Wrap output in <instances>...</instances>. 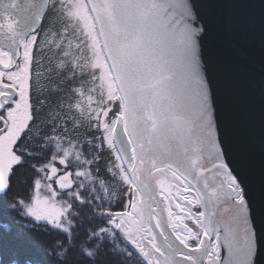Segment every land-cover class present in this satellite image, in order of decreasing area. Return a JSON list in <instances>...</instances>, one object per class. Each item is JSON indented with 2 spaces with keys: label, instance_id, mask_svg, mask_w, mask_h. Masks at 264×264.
<instances>
[{
  "label": "snow or ice",
  "instance_id": "obj_1",
  "mask_svg": "<svg viewBox=\"0 0 264 264\" xmlns=\"http://www.w3.org/2000/svg\"><path fill=\"white\" fill-rule=\"evenodd\" d=\"M76 2L90 60L61 61L56 79L36 52L49 29L66 37L52 23L63 0H0V205L12 224L56 233L61 264H264V176L258 192L246 179L264 0H243L226 32L205 0ZM260 140L264 161V111ZM11 236L4 223L0 264H21Z\"/></svg>",
  "mask_w": 264,
  "mask_h": 264
},
{
  "label": "trees",
  "instance_id": "obj_2",
  "mask_svg": "<svg viewBox=\"0 0 264 264\" xmlns=\"http://www.w3.org/2000/svg\"><path fill=\"white\" fill-rule=\"evenodd\" d=\"M78 7L76 0H63V7L58 8V12L62 15H56L52 18V23L57 29L66 27L67 34L62 39L49 29L45 42L46 50L36 52L37 57H40L43 61L40 70L45 76L48 75L46 69L51 68L53 69L52 75L56 79H60L55 70L60 66L61 61L68 64L70 61L78 59L81 63L87 64L90 60L87 44L88 36L83 30L81 17L77 14ZM48 27L49 23L46 22L45 28ZM65 51L70 52L71 55L68 57L63 56L62 53ZM65 70L67 71V69ZM22 171L27 172L29 170L23 169ZM20 194L24 195L25 193L21 192ZM13 219H18L15 213L0 205V231L3 230L4 223L10 224L12 236L9 238V242L20 251L21 264L26 259H31L33 264H61L59 259L56 258L62 251L55 244L56 233L45 230L43 227H38L35 231L18 228L12 224ZM46 249L52 250L53 256L48 255ZM73 255L76 256L77 254L74 253ZM67 264H87V262L80 258L79 261L71 259ZM105 264H108V262L106 261ZM130 264H139V261L133 258Z\"/></svg>",
  "mask_w": 264,
  "mask_h": 264
},
{
  "label": "water",
  "instance_id": "obj_3",
  "mask_svg": "<svg viewBox=\"0 0 264 264\" xmlns=\"http://www.w3.org/2000/svg\"><path fill=\"white\" fill-rule=\"evenodd\" d=\"M206 3L214 5L207 8L206 12L209 19L213 24L221 31H227V16L236 14L237 12L244 11L241 7L243 0H205ZM255 3H259V0H254ZM20 31L23 32V26L20 27ZM253 48L259 55L261 48V36L260 27L257 23L255 37L252 41ZM257 87L252 93V107L254 111L255 121V141L253 145V152L250 156L249 162L246 165V179L249 184L257 192L261 184L262 176H264V161L261 159V115L264 111V98L261 96V83L259 73H256Z\"/></svg>",
  "mask_w": 264,
  "mask_h": 264
},
{
  "label": "flooded vegetation",
  "instance_id": "obj_4",
  "mask_svg": "<svg viewBox=\"0 0 264 264\" xmlns=\"http://www.w3.org/2000/svg\"><path fill=\"white\" fill-rule=\"evenodd\" d=\"M19 39V38H18ZM5 54H7V53H5ZM0 74H2V73H0Z\"/></svg>",
  "mask_w": 264,
  "mask_h": 264
}]
</instances>
